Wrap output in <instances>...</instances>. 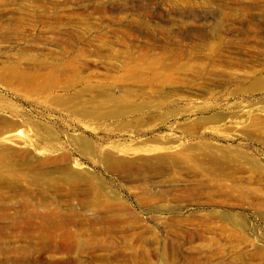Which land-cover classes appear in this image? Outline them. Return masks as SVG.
<instances>
[{
  "label": "rangeland",
  "instance_id": "obj_1",
  "mask_svg": "<svg viewBox=\"0 0 264 264\" xmlns=\"http://www.w3.org/2000/svg\"><path fill=\"white\" fill-rule=\"evenodd\" d=\"M0 264H264V0H0Z\"/></svg>",
  "mask_w": 264,
  "mask_h": 264
}]
</instances>
